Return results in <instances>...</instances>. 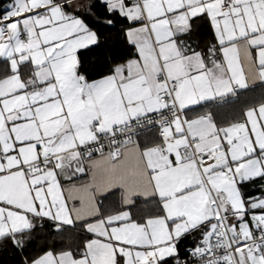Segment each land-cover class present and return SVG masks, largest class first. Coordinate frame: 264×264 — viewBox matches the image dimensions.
<instances>
[{
	"label": "snow or ice",
	"instance_id": "snow-or-ice-1",
	"mask_svg": "<svg viewBox=\"0 0 264 264\" xmlns=\"http://www.w3.org/2000/svg\"><path fill=\"white\" fill-rule=\"evenodd\" d=\"M0 9V264H264V0Z\"/></svg>",
	"mask_w": 264,
	"mask_h": 264
},
{
	"label": "trees",
	"instance_id": "trees-1",
	"mask_svg": "<svg viewBox=\"0 0 264 264\" xmlns=\"http://www.w3.org/2000/svg\"><path fill=\"white\" fill-rule=\"evenodd\" d=\"M3 2H5V0H0V4H2ZM0 11H2V9H0Z\"/></svg>",
	"mask_w": 264,
	"mask_h": 264
}]
</instances>
